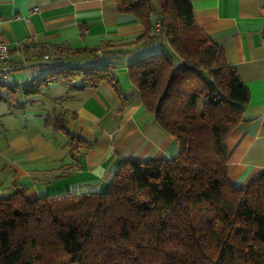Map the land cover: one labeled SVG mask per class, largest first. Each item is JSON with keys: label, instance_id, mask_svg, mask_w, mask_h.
<instances>
[{"label": "trees", "instance_id": "16d2710c", "mask_svg": "<svg viewBox=\"0 0 264 264\" xmlns=\"http://www.w3.org/2000/svg\"><path fill=\"white\" fill-rule=\"evenodd\" d=\"M156 3L116 0L145 26L139 39L162 37L173 52L140 57L127 70L177 154L124 160L101 191L30 195L15 186L0 196V264H264V171L247 187L232 185L224 143L243 120L248 89L195 24L191 0ZM99 55L67 69L66 79L115 84ZM63 119L57 113L50 123L69 152L86 145Z\"/></svg>", "mask_w": 264, "mask_h": 264}, {"label": "crops", "instance_id": "0c3cea01", "mask_svg": "<svg viewBox=\"0 0 264 264\" xmlns=\"http://www.w3.org/2000/svg\"><path fill=\"white\" fill-rule=\"evenodd\" d=\"M191 4L195 24L221 45L249 92L243 120L224 142L228 178L244 188L264 171V0ZM145 29L135 15L120 12L116 0H0L9 49L0 61L6 108L0 113V196L18 185L30 195L101 191L124 160L177 154L175 138L144 107L128 75L134 60L169 49L162 37L139 39ZM98 49L115 84L66 79L67 69L91 65ZM57 113L69 135L86 145L69 152L65 135L50 123Z\"/></svg>", "mask_w": 264, "mask_h": 264}, {"label": "built area", "instance_id": "2783aa9c", "mask_svg": "<svg viewBox=\"0 0 264 264\" xmlns=\"http://www.w3.org/2000/svg\"><path fill=\"white\" fill-rule=\"evenodd\" d=\"M37 8H34L33 10H36ZM262 11H264V8H262ZM16 17H19V15H16ZM34 39V37H30L29 40L32 41ZM8 54H9V49H8V46L6 45L4 39H3V36H2V32L0 30V61H3L5 60L7 57H8ZM96 54H101V50H97L96 51ZM51 55L50 54H46L44 55V58L47 59V58H50ZM5 77V74H4V71L3 69L0 67V80L4 79Z\"/></svg>", "mask_w": 264, "mask_h": 264}, {"label": "rangeland", "instance_id": "374dc122", "mask_svg": "<svg viewBox=\"0 0 264 264\" xmlns=\"http://www.w3.org/2000/svg\"><path fill=\"white\" fill-rule=\"evenodd\" d=\"M151 2L156 6V0H151ZM165 50V49H164ZM165 52H167V53H169L170 55H172L173 54V52L171 51V50H169V49H167V51L165 50ZM6 110V108H5V106H4V104H0V113L1 112H4ZM0 127H1V125H0ZM1 129L2 128H0V131H1ZM3 130V129H2ZM1 140H0V142H2L3 141V139L2 138H0Z\"/></svg>", "mask_w": 264, "mask_h": 264}]
</instances>
